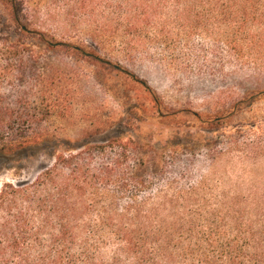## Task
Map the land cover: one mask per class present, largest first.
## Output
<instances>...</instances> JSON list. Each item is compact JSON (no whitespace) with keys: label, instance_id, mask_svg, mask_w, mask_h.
<instances>
[{"label":"rangeland","instance_id":"374dc122","mask_svg":"<svg viewBox=\"0 0 264 264\" xmlns=\"http://www.w3.org/2000/svg\"><path fill=\"white\" fill-rule=\"evenodd\" d=\"M126 12L120 0H0V67L10 55L32 58L17 85L45 115L37 142L0 150V191L34 183L61 154L133 141L140 148L125 169L137 172L153 202H173L164 216L179 222L180 241L257 221L264 46L259 55L250 40L212 25H130Z\"/></svg>","mask_w":264,"mask_h":264},{"label":"trees","instance_id":"16d2710c","mask_svg":"<svg viewBox=\"0 0 264 264\" xmlns=\"http://www.w3.org/2000/svg\"><path fill=\"white\" fill-rule=\"evenodd\" d=\"M120 3L130 25H187L197 31L218 26L235 31L238 42L250 40V51L257 48L261 55L264 0ZM10 58L0 67V150L15 152L37 142L45 115L32 110L33 92L17 85L31 73L32 58L27 63ZM139 148L133 141H117L61 154L34 183L5 184L0 264H264V211L257 221L242 219L224 236L177 239L179 222L170 224L172 216H164L176 206L153 202L137 172L125 169ZM96 156L103 161L94 167L90 160Z\"/></svg>","mask_w":264,"mask_h":264}]
</instances>
